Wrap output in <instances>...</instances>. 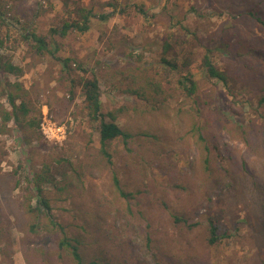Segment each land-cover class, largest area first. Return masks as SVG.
Here are the masks:
<instances>
[{"label":"rangeland","instance_id":"obj_1","mask_svg":"<svg viewBox=\"0 0 264 264\" xmlns=\"http://www.w3.org/2000/svg\"><path fill=\"white\" fill-rule=\"evenodd\" d=\"M105 1L68 0L65 7L64 0H0V58L10 57L22 66L18 81L34 112L41 113L38 131L9 122L8 133L0 134V264H46L52 255V237L29 233L22 207L27 186L43 165L65 186L60 193L45 184L52 211L80 237L87 260L264 264V102H258L264 96V75L248 77L239 63L219 51L212 60L226 72L227 85L205 77L201 67L202 46L216 44L223 29L234 24L238 28L245 22L255 45L264 49V0H110L117 7L107 21L91 17L87 31L50 39V28L68 19L65 10L83 6L95 13L110 11L101 8ZM180 21L198 41L173 25ZM29 31L44 36L55 57L34 54L32 41L22 36ZM170 33L176 39L173 51L180 56L195 51L190 70L197 88L191 96L178 83L184 73L156 60ZM57 56L81 61L86 70L75 69L76 79L98 77L104 111L130 107L118 122L133 136L126 144L112 142L113 168L99 151L97 123L88 117L80 86L71 99V76ZM130 65L159 74L170 94L162 106L154 103L152 109L122 92L121 73ZM0 78L14 80L2 72ZM0 103L7 106L2 94ZM193 124L201 127L210 147L209 179L190 132ZM113 170L122 189L132 193L130 198L115 189ZM174 214L187 221L175 223ZM207 218L233 235L209 244Z\"/></svg>","mask_w":264,"mask_h":264},{"label":"trees","instance_id":"obj_2","mask_svg":"<svg viewBox=\"0 0 264 264\" xmlns=\"http://www.w3.org/2000/svg\"><path fill=\"white\" fill-rule=\"evenodd\" d=\"M64 6L67 7L68 0H64ZM115 1L103 2L101 8H111L110 11H104L101 13H95L92 7L86 8L83 6H76L71 10H65L68 14V19L63 20L60 26L50 28V39L53 34L59 36H65L70 31L84 32L89 29L90 18L98 17L101 21H107L109 17L113 16L116 11ZM137 10L143 12L142 6H137ZM123 12V9H120ZM74 14V16H72ZM252 15V12H249ZM2 21L4 18L1 17ZM71 17V18H70ZM261 22L262 18L258 17ZM181 30H184L187 34H191L194 40H199L196 33L180 22L173 25H178ZM23 29H26L24 27ZM251 29L246 26L245 22L237 28L236 25H232L228 30L223 29L222 35L217 39V43L212 46H202L204 52L201 56V67L204 75L207 78H215L227 85L228 76L225 71L220 70L212 60V54L219 51L223 57L239 63L243 69V73L249 74L248 77H257L264 75V62L259 63V58H264V49L259 44L255 45V37L250 33ZM167 34V37L162 40L160 44V51L156 60L158 64L168 68L170 71L183 72L178 83L185 91L187 96H191L195 93L197 83L194 80V75L190 70V64L193 59L195 51L189 49L183 52L181 56L178 52L173 51L175 44L174 34ZM24 39H30V45L34 49V54L43 55L49 54L55 57L54 51L49 49V41L42 35L36 34L34 31L23 33ZM232 37L234 40L232 41ZM254 40V43H253ZM192 47V46H191ZM179 57L181 61H179ZM59 61L62 62V70L67 72L70 76V85L68 91L71 95V99L75 93L76 86H80V93L82 95V102L84 108L88 114V117L97 123L98 140L100 144L99 151L101 155L107 160L108 164L113 168V161L111 159L112 152L110 150L111 144L115 140H122L125 144L132 138V134L125 128H123L118 118L120 116H126L130 111V107L126 105H120L115 108L103 110L102 101L100 98V86L97 76L92 74L89 77L78 78L73 77L75 69L85 71L81 61L57 56ZM126 72L121 73L124 79V87L122 92L131 96H135L137 99L142 100L150 104L151 108L156 107L153 105L160 104L161 106L167 101L170 94L166 91L163 80L157 72L155 74L146 69V67H140L139 65H130ZM0 72L4 75L14 76V80L2 82L0 78V86H2L0 94L4 96L7 106L0 103V134L8 133L9 122H12L16 127L20 129L35 128L39 129L40 111L34 112L31 102L28 99V92L24 88L18 78L23 75L24 69L22 66L14 64L10 57L3 59L0 58ZM246 74V75H247ZM73 75V76H72ZM243 77V76H242ZM246 78V76H245ZM252 84V83H251ZM259 104L264 102V96L259 99ZM133 109V108H132ZM134 110V109H133ZM193 136L194 145L198 149L200 155V161L202 165V171L206 173V178L213 176V171L210 165V147L207 139L201 127L193 124L190 129ZM53 173L50 172L48 165H43L39 173L36 174L33 180V185L27 186V191L24 194L22 200V207L24 212L28 216V228L27 231L33 235L51 236L54 242V250L52 255H48L46 258V264H99L97 258H91L87 260L83 255L80 248V237L73 234L65 223L58 220L53 211L51 198L46 195L47 189L45 184L53 185L58 192H63L65 186H60ZM112 183L123 198H130L132 193L126 192L120 186V180L115 170L112 171ZM33 199L35 202L33 203ZM175 223L187 221V218L177 214L173 215ZM207 225V240L209 244L216 243L222 238L230 237L233 235V231L230 229H223L220 224L215 222L212 218H207L205 221ZM197 225V223L189 224L190 227Z\"/></svg>","mask_w":264,"mask_h":264},{"label":"built area","instance_id":"obj_3","mask_svg":"<svg viewBox=\"0 0 264 264\" xmlns=\"http://www.w3.org/2000/svg\"><path fill=\"white\" fill-rule=\"evenodd\" d=\"M41 126H42V124H41ZM42 128V131L46 134V135H48L47 133V131L43 128V126L41 127Z\"/></svg>","mask_w":264,"mask_h":264}]
</instances>
